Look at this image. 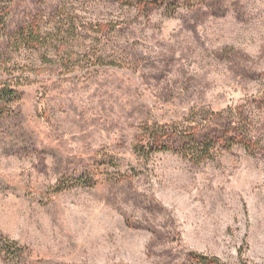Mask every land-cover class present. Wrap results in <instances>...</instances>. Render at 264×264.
Returning a JSON list of instances; mask_svg holds the SVG:
<instances>
[{
	"label": "rangeland",
	"instance_id": "374dc122",
	"mask_svg": "<svg viewBox=\"0 0 264 264\" xmlns=\"http://www.w3.org/2000/svg\"><path fill=\"white\" fill-rule=\"evenodd\" d=\"M0 1V264H264V0Z\"/></svg>",
	"mask_w": 264,
	"mask_h": 264
},
{
	"label": "trees",
	"instance_id": "16d2710c",
	"mask_svg": "<svg viewBox=\"0 0 264 264\" xmlns=\"http://www.w3.org/2000/svg\"><path fill=\"white\" fill-rule=\"evenodd\" d=\"M9 15H10V8L5 3L0 1V46L1 43L4 41L7 43L9 48H12L13 50L17 51L19 49H33L38 45H41L40 43L43 42V39L40 34V30L37 26L35 28L29 27L27 29L19 30L14 36L9 37L7 35V22ZM3 57L4 54L0 52V65L1 62H3L2 60ZM1 77L2 76H0V78ZM14 81L16 82L14 83ZM14 81L12 82L14 84H11V86L8 84H1L2 87H0V119L4 118L5 114L7 113V111L3 106L8 105L17 100L18 94L15 88L19 86V82L18 80H14ZM187 137L189 140V145H192L193 147L189 149L190 150L189 153L192 155L191 159L195 163H200L210 156L211 151L213 149L212 142L205 140L204 142L198 144L194 136L187 135ZM150 139L151 142L148 146L149 147L148 151H150V153L152 152L158 153L168 150L166 134H161V135L152 134L150 136ZM143 148L144 147H142V151H144ZM0 253H4L9 257H15L17 256L18 252L15 248V243L2 242L0 246ZM192 262L194 264H218L217 259H209L203 256H194Z\"/></svg>",
	"mask_w": 264,
	"mask_h": 264
}]
</instances>
